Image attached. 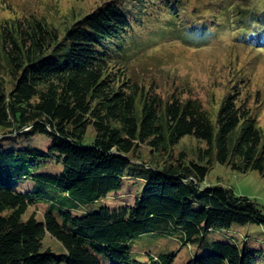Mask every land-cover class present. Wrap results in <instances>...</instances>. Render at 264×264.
<instances>
[{
  "label": "trees",
  "instance_id": "trees-1",
  "mask_svg": "<svg viewBox=\"0 0 264 264\" xmlns=\"http://www.w3.org/2000/svg\"><path fill=\"white\" fill-rule=\"evenodd\" d=\"M212 5L217 16L196 0H108L62 31L35 17L1 26L0 264H173V253L134 256L132 240L153 232L205 242L207 252L185 264H264L262 249L206 237L234 223L264 227L255 201L203 185L215 162L264 175V130L248 102L234 86L213 121L198 98L177 91L163 97L135 81L119 82L110 70L165 36L202 47L234 23L238 32L254 22L260 36L250 33L248 41L264 48V12ZM36 134L49 143H32ZM185 135L206 143L187 162L183 152L170 154ZM15 136L24 140L7 146ZM140 144L168 159L161 166L134 161ZM131 177L140 184L132 204L73 213L119 192ZM40 201L51 204L44 219L34 212L24 219ZM47 233L64 253L43 247Z\"/></svg>",
  "mask_w": 264,
  "mask_h": 264
},
{
  "label": "rangeland",
  "instance_id": "rangeland-1",
  "mask_svg": "<svg viewBox=\"0 0 264 264\" xmlns=\"http://www.w3.org/2000/svg\"><path fill=\"white\" fill-rule=\"evenodd\" d=\"M108 0H0V31L1 26L10 19L19 20L28 17L42 19L49 25L62 31L76 19L93 10ZM195 1V0H193ZM204 6L220 1L226 8L234 7V10L243 8L264 12V0H196ZM195 2H192L194 4ZM211 4L210 10H215ZM231 11L233 9H230ZM217 16V10H215ZM204 14V12H203ZM206 14V13H205ZM211 15V13H210ZM219 15V13H218ZM221 17V16H220ZM235 18L231 13L228 20ZM223 19V18H222ZM239 29L238 23L224 27L221 34L208 45L198 47L184 44L177 39L164 37L156 44L147 45L137 52L127 62V65H115L110 70L119 82H132L144 89H152L163 97H168L173 92H181L183 97L198 98L214 121L221 101L235 86L239 91V97L248 102L252 113L256 116L258 125L264 130V48L257 43H251L248 35L259 37L257 26L251 22L249 28ZM139 29H135V33ZM244 34V35H243ZM240 35H243L241 37ZM246 35V38L244 39ZM247 40V41H246ZM2 77L7 87L10 86V77L2 67ZM28 127L25 128L27 130ZM94 135L93 128L88 129V136L84 142ZM19 137L20 135H16ZM12 137L5 140L9 147L16 146L24 140ZM31 142L39 147H45L49 139L36 134ZM206 143L199 141L190 135L183 136L171 149L170 154L175 158L179 152H183L185 162L195 160L197 148H205ZM139 158L136 162L145 164L162 165L168 156L165 153L155 154L146 144H140L137 149ZM172 160V159H170ZM138 166V165H131ZM60 167L55 169L59 170ZM138 179L131 177L119 192L110 193L106 198L97 201H88L72 210L74 214H85L97 211L101 206L110 207L121 204H132L139 189ZM204 186H224L233 189L236 195L246 196L255 201L258 207L264 211V175L256 170L241 173L229 166L215 162L208 171ZM51 204L40 201L28 208L23 218L35 213L40 221L44 219V213ZM58 216L59 212L56 210ZM207 238H215L235 243L240 247L258 248L264 251V227L258 224L240 225L232 224L229 229L211 230L206 234ZM134 256L144 261L148 253H173V264H185L195 256L204 255L207 250L205 242L183 243L175 237L161 233L143 234L130 243ZM43 247H49L56 253H64L62 244L49 235L43 239Z\"/></svg>",
  "mask_w": 264,
  "mask_h": 264
}]
</instances>
